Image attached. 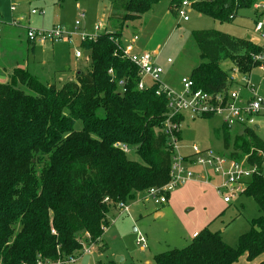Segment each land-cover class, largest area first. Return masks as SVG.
I'll return each instance as SVG.
<instances>
[{"label": "trees", "instance_id": "1", "mask_svg": "<svg viewBox=\"0 0 264 264\" xmlns=\"http://www.w3.org/2000/svg\"><path fill=\"white\" fill-rule=\"evenodd\" d=\"M66 1L58 0L61 5ZM163 1L177 14L185 0L112 2L107 17L111 29L80 44L89 54V69L79 70L73 80L60 86L43 83L17 67L9 82H0V264L82 259L84 235L88 246L104 253L109 248L102 237L111 210L169 183L167 97L157 95L159 84L140 90L139 69L121 51L126 24ZM259 1L191 0L197 13L223 23ZM193 36L201 59L190 75L194 91L225 93L234 83V70L248 76L264 65L255 59L264 57V44L216 30ZM224 62L231 63L232 72L223 69ZM255 128H242L233 147L231 130L223 126L216 132L223 155L238 162L247 156L246 163L258 168L243 194L260 213L250 230L234 248L207 226L185 248L156 255L154 264L253 263L264 255V140Z\"/></svg>", "mask_w": 264, "mask_h": 264}, {"label": "rangeland", "instance_id": "2", "mask_svg": "<svg viewBox=\"0 0 264 264\" xmlns=\"http://www.w3.org/2000/svg\"><path fill=\"white\" fill-rule=\"evenodd\" d=\"M114 1L67 0L61 5L58 0H0L2 65L5 68L15 67L17 61H22L24 68L43 83L57 85L70 70L77 68L88 70L89 54L77 45V41L72 44L61 42L56 45L47 41L45 44L37 45L34 53L25 40L27 29L49 31L60 26L63 31L72 33L75 32V23L80 13L85 12L86 18L82 20L80 30L88 34H102L111 29L107 17ZM188 1L192 9H182L188 11L189 21H184L179 11L177 14L171 13L169 2L163 1L141 19L128 22L121 37V43L123 41L124 45H129L137 36L135 51L152 55L155 63L164 70L161 82L177 93L183 92L182 79H189L191 72L201 64L200 50L193 36L195 31L216 30L264 44V39L254 32L256 20L264 22V7L258 11L254 6L242 8L232 22L223 23L197 13L191 0ZM257 5H264V0H260ZM12 7H15V12H12ZM33 10H43L45 16L34 15ZM97 25L101 27L98 32L95 31ZM77 51L82 54L81 59L75 57ZM169 59L172 63H168ZM222 67L226 71H231L232 65L224 62ZM249 78L258 93L264 97V73L257 68L252 71ZM0 82H9L8 76L3 75ZM236 88L238 83H233L230 89ZM259 120L256 132L264 140V118ZM222 127V119L218 116L196 120L186 117L180 124L182 153L187 154L193 151V147H197L199 151L223 154L221 136L218 138L216 135ZM241 131L242 128L231 130L232 147L235 136L241 134ZM130 157L135 158L132 152ZM246 161L247 156L241 160L245 163ZM191 169L195 171V179L203 172L198 167ZM213 178L212 183L218 187L221 179L215 174ZM186 185L179 186L171 192L168 204L163 206L156 204L146 192L139 194L125 207L117 208L116 211L111 210L110 224L102 237V244L109 248L106 252L99 254L98 246H88L86 240L89 236H83L84 247H89L92 251L89 264H117L119 260H124L123 264H154L156 255L171 249L185 248L191 242L189 239L192 237V231L203 230L207 225L211 231L221 232L223 241L235 248L239 237L250 230V222L260 215L256 202L246 195L237 196L229 206L223 202V196L216 193L217 188L213 192L206 185L188 183ZM205 189H208L206 195ZM174 196H177L175 204L172 203ZM126 207L128 211H125ZM158 210L164 215L156 216L155 212ZM140 238L145 240V250L138 244ZM69 262L70 260L64 263L81 264L80 261ZM239 264L251 263L243 259Z\"/></svg>", "mask_w": 264, "mask_h": 264}, {"label": "built area", "instance_id": "3", "mask_svg": "<svg viewBox=\"0 0 264 264\" xmlns=\"http://www.w3.org/2000/svg\"><path fill=\"white\" fill-rule=\"evenodd\" d=\"M264 5H256L255 9L260 10ZM182 8L191 9V5L187 0L183 2L179 10V14L184 21H189L188 11ZM15 11V8H11ZM34 15L40 14L45 16V11L33 10ZM86 13L82 12L79 19L75 23V32L67 33L63 31L60 26H57L49 31H37L27 29L26 37L30 44H45L49 41L52 44L61 42H73L74 38H78L80 42L94 41L99 33L88 34L80 30L82 20H85ZM14 25L17 24L14 22ZM2 21L0 19V28ZM101 29L99 25L95 27L98 32ZM254 32L264 39V22L258 21L255 25ZM138 37L135 36L132 43L126 46L122 45L121 51L123 56L131 61L140 72L141 82L139 84L140 90L145 89L151 83L159 84L160 88L157 95L161 93L166 95L168 101L169 113L166 120L164 133L168 137L169 145L172 150V165L170 170V181L163 188H153L147 193L149 197L154 199L156 204L162 205L168 202L167 195H170L177 187L183 186L195 179V171L192 167H198L203 170L205 174H215L221 179V183L217 187V192L223 196V202L226 205L232 204L233 200L240 195H243L247 189L248 181L258 173L257 166H249L245 162H238L232 160L223 154H216L211 151H199L197 147H193L191 155H184L181 151L180 141L181 133L180 122L172 121L173 117L182 116L191 120L204 119L206 117H220L223 126L232 130L234 128H252L259 124V119L264 118V97L257 91L255 85L251 83L248 76H240L237 70H234L231 75V81L238 83V88L227 92L218 94H209L201 90L194 91L193 81L191 79H182L183 92L177 93L161 82L164 70L158 66L153 56L148 53H137L135 51ZM258 43V42H257ZM76 57L81 58L82 54L77 51ZM257 61H263L264 57H255ZM168 63H172L169 59ZM260 71L264 73V65L259 67ZM242 77V78H241ZM241 78V82L239 81ZM128 152V149L124 147ZM262 153H259L261 155ZM125 205H120V208ZM128 211V207L125 208ZM198 233L193 235L197 237ZM144 239H139L138 244L143 250L146 249ZM91 248L84 247V256L91 255ZM81 258H71L70 262L75 263ZM69 262V263H70ZM37 264H63L52 262H41ZM65 264V263H64Z\"/></svg>", "mask_w": 264, "mask_h": 264}, {"label": "crops", "instance_id": "4", "mask_svg": "<svg viewBox=\"0 0 264 264\" xmlns=\"http://www.w3.org/2000/svg\"><path fill=\"white\" fill-rule=\"evenodd\" d=\"M13 8V7H12ZM15 8V7H14ZM16 11V10H15ZM14 11V12H15ZM13 12V11H12ZM0 19H1V17H0ZM83 30H85V28L83 29ZM25 40H26V42H27V44H28V46L29 47H32V52H34V53H36V48H37V45H32V44H30L28 41H27V37H25ZM75 41H77V45H80L81 44V42H80V40L78 39V38H75V40H73V42H64V44H72V43H75ZM255 42V41H254ZM56 45V44H55ZM122 45L123 46H126V45H124L123 44V41H122ZM135 50L137 51V48L135 47ZM157 53V52H156ZM75 57H76V55H75ZM77 58V57H76ZM82 58V57H81ZM81 58H77V59H81ZM17 67H21V68H24V64L22 63V61H17V63H16V65H15V67H9V68H5L3 65H2V62L0 61V78H2L3 77V75H6V76H8V79H9V81H10V78H11V74H12V71L15 69V68H17ZM25 69V68H24ZM80 69H74V70H70L69 71V73H68V75L66 76V77H64V79L63 78H61L62 80L61 81H59L60 83H63V82H65V81H69V80H73V78H74V75L79 71ZM256 127H258L259 128V125H257ZM192 154V152H189V153H187V154H185L184 153V155H191ZM197 179V180H196ZM196 179H194V180H192V181H190V182H188V185H206V186H208L213 192H215L216 191V185L215 184H213L212 183V181H213V174L212 173H210V174H205L204 172H202L201 173V175H199V176H197V178ZM186 185V184H185ZM187 186V185H186ZM206 190V192L204 193V195H206L207 193H208V189H205ZM216 193H217V191H216ZM215 194V193H214ZM216 195V194H215ZM169 201V200H168ZM174 202V204L177 202V196H174V198H173V201H172V203ZM170 203V202H169ZM233 203V202H232ZM166 204H168V202L166 203ZM159 205V204H158ZM163 205H165V204H162V205H160V206H163ZM226 205V204H225ZM172 206H174V205H172ZM221 206V205H220ZM229 206H231V205H229ZM226 208H228V207H226ZM114 211H116V210H114ZM111 214V213H110ZM110 214H109V219H110ZM155 214H156V216H163L164 215V213L161 211V210H158L157 212H155ZM208 226V225H207ZM206 226V227H207ZM202 230V229H201ZM201 230H198V229H196L194 232L192 231V237H190L191 239H189V240H192L193 239V235L195 234V233H200V231ZM93 250V249H92ZM143 250V249H142ZM98 253L99 254H101L100 253V251L98 250ZM85 257V256H84ZM84 257L80 260V262H82V260L84 259ZM262 261H264V255L263 256H261L257 261H255V262H253V263H251V264H258V263H260V262H262ZM240 263V262H239ZM238 263V264H239ZM89 264V263H88ZM123 264V263H122Z\"/></svg>", "mask_w": 264, "mask_h": 264}, {"label": "water", "instance_id": "5", "mask_svg": "<svg viewBox=\"0 0 264 264\" xmlns=\"http://www.w3.org/2000/svg\"><path fill=\"white\" fill-rule=\"evenodd\" d=\"M257 43V42H256ZM256 130L258 129V127L255 128ZM90 261V255H86L84 257V259L82 260L81 264H88ZM124 262V260H119L117 261V264H122Z\"/></svg>", "mask_w": 264, "mask_h": 264}]
</instances>
